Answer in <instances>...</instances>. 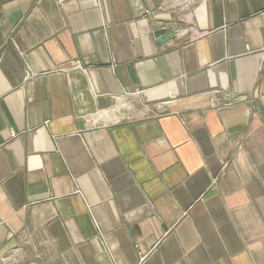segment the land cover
<instances>
[{"label": "crops", "instance_id": "obj_1", "mask_svg": "<svg viewBox=\"0 0 264 264\" xmlns=\"http://www.w3.org/2000/svg\"><path fill=\"white\" fill-rule=\"evenodd\" d=\"M0 264H264V0H0Z\"/></svg>", "mask_w": 264, "mask_h": 264}, {"label": "water", "instance_id": "obj_2", "mask_svg": "<svg viewBox=\"0 0 264 264\" xmlns=\"http://www.w3.org/2000/svg\"><path fill=\"white\" fill-rule=\"evenodd\" d=\"M174 36H175V35H174L173 32L164 33V35H163V39H164L165 41H167L169 38H173Z\"/></svg>", "mask_w": 264, "mask_h": 264}, {"label": "built area", "instance_id": "obj_3", "mask_svg": "<svg viewBox=\"0 0 264 264\" xmlns=\"http://www.w3.org/2000/svg\"><path fill=\"white\" fill-rule=\"evenodd\" d=\"M12 136H15V133H13Z\"/></svg>", "mask_w": 264, "mask_h": 264}]
</instances>
